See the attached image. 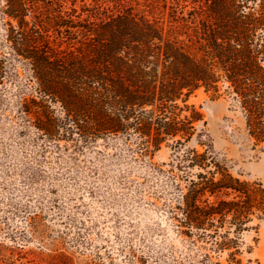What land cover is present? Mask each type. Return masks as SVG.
<instances>
[{"label": "rangeland", "instance_id": "obj_1", "mask_svg": "<svg viewBox=\"0 0 264 264\" xmlns=\"http://www.w3.org/2000/svg\"><path fill=\"white\" fill-rule=\"evenodd\" d=\"M64 1L67 9L75 1L79 12L85 4L111 10L135 6L171 21L170 10L165 16L155 11L157 0ZM203 1L181 2L185 16ZM168 3L177 6L175 0ZM236 3L245 12L264 11V0ZM6 5L0 0V264H264L259 212L239 234L228 221L219 233L225 239L212 230L209 239L188 225L181 201L191 179L214 170L190 167L183 153L193 149L213 155L234 178L264 189V140L249 110L226 92L228 84L221 83L216 96L200 89L178 102L182 117L194 109L202 115L178 153L172 145L179 137L146 155L133 129L88 144L49 138L21 109L22 97L37 95L36 84L8 41ZM59 46L69 48L66 42ZM216 239L229 246L219 249Z\"/></svg>", "mask_w": 264, "mask_h": 264}, {"label": "trees", "instance_id": "obj_2", "mask_svg": "<svg viewBox=\"0 0 264 264\" xmlns=\"http://www.w3.org/2000/svg\"><path fill=\"white\" fill-rule=\"evenodd\" d=\"M187 1L155 2L163 16L170 10L167 24L129 5L111 10L85 4L79 12L75 1L67 9L64 0H7L8 41L36 84L37 95L21 99L25 116H34L38 131L52 139L88 144L133 129L146 155L177 137L172 147L178 153L202 120L195 109L182 117L178 102L200 89L216 96L227 83L226 92L249 110L264 140V11L245 12L236 0H204L186 17L181 2ZM65 42L69 48L62 50ZM183 155L190 167H214L191 179L181 195L188 225L213 239L207 232L220 236L228 221L239 234L252 215L263 218L261 186L234 178L208 152ZM214 244L229 246L217 239Z\"/></svg>", "mask_w": 264, "mask_h": 264}]
</instances>
